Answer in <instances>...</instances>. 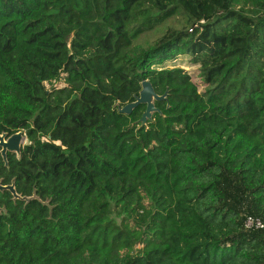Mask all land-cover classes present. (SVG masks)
I'll use <instances>...</instances> for the list:
<instances>
[{
	"label": "trees",
	"instance_id": "1",
	"mask_svg": "<svg viewBox=\"0 0 264 264\" xmlns=\"http://www.w3.org/2000/svg\"><path fill=\"white\" fill-rule=\"evenodd\" d=\"M143 79L166 97L141 126L145 104L118 108ZM20 129L0 178L55 206L0 192V264H264L244 227L264 218V0H0V132Z\"/></svg>",
	"mask_w": 264,
	"mask_h": 264
},
{
	"label": "water",
	"instance_id": "2",
	"mask_svg": "<svg viewBox=\"0 0 264 264\" xmlns=\"http://www.w3.org/2000/svg\"><path fill=\"white\" fill-rule=\"evenodd\" d=\"M166 97V93L159 95L156 93L151 81L149 79H143L141 81V88L139 90V94L135 95V99L133 101L126 102L125 104H119V111L125 114H130L133 109L139 104H145L146 108L142 113L140 118L141 126H144L147 123V120L151 119L152 114L157 108L154 105L155 100H162ZM25 131L20 129L16 132H13L9 135L7 131L0 132V154L4 161V165L9 167L8 162V152H13L16 154L17 158L21 157V150L23 146V142L25 141ZM2 178H0V192L9 191L11 193V198L14 203L17 200H21L24 202V206L27 205L31 200H38L43 205H48L49 213L51 215L52 209L55 205H51V198L42 199L37 193L36 190L33 189L31 194H25L18 192L15 185V177L9 183L3 184ZM7 214V209L5 205L0 204V215Z\"/></svg>",
	"mask_w": 264,
	"mask_h": 264
},
{
	"label": "rangeland",
	"instance_id": "3",
	"mask_svg": "<svg viewBox=\"0 0 264 264\" xmlns=\"http://www.w3.org/2000/svg\"><path fill=\"white\" fill-rule=\"evenodd\" d=\"M171 23H174L173 18L168 19L165 23L157 26L151 31H146L142 33L136 39V42H139L144 45L153 43V41L157 38V36H159L165 30L167 24H171ZM167 66L168 67H172V66L182 67L192 77V80L197 84L198 89L204 90L205 83L200 76L198 65L194 64L190 60V57L188 55L181 54L177 56L173 61L168 62ZM65 76L66 74L62 73L61 78L59 80L53 81L51 83L45 82L46 87L50 89L52 86L56 88L66 86V82L64 81ZM27 142H29V140L27 137H25V141L23 143L26 144ZM220 186L226 193L227 203L235 209H239V210L242 209V207H245L247 201L250 199L246 195V193L242 192L243 190L239 184V179H238L237 174H231V173L225 172L221 179ZM140 246H141L140 243L136 244V248Z\"/></svg>",
	"mask_w": 264,
	"mask_h": 264
},
{
	"label": "built area",
	"instance_id": "4",
	"mask_svg": "<svg viewBox=\"0 0 264 264\" xmlns=\"http://www.w3.org/2000/svg\"><path fill=\"white\" fill-rule=\"evenodd\" d=\"M244 227L248 230H264V218L257 215L245 214Z\"/></svg>",
	"mask_w": 264,
	"mask_h": 264
},
{
	"label": "flooded vegetation",
	"instance_id": "5",
	"mask_svg": "<svg viewBox=\"0 0 264 264\" xmlns=\"http://www.w3.org/2000/svg\"><path fill=\"white\" fill-rule=\"evenodd\" d=\"M10 135V134H9ZM31 194V193H30ZM29 195V194H28Z\"/></svg>",
	"mask_w": 264,
	"mask_h": 264
}]
</instances>
